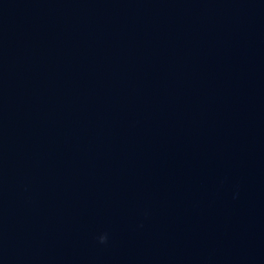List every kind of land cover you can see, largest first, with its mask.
<instances>
[{"label":"water","instance_id":"water-1","mask_svg":"<svg viewBox=\"0 0 264 264\" xmlns=\"http://www.w3.org/2000/svg\"><path fill=\"white\" fill-rule=\"evenodd\" d=\"M0 264H264V0H0Z\"/></svg>","mask_w":264,"mask_h":264},{"label":"clouds","instance_id":"clouds-1","mask_svg":"<svg viewBox=\"0 0 264 264\" xmlns=\"http://www.w3.org/2000/svg\"><path fill=\"white\" fill-rule=\"evenodd\" d=\"M105 239H106V237L104 235L99 237V240L101 243H103L105 241Z\"/></svg>","mask_w":264,"mask_h":264}]
</instances>
